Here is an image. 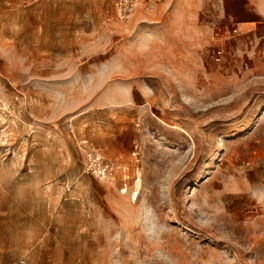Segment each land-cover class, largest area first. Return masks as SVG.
<instances>
[{
  "label": "rangeland",
  "instance_id": "obj_1",
  "mask_svg": "<svg viewBox=\"0 0 264 264\" xmlns=\"http://www.w3.org/2000/svg\"><path fill=\"white\" fill-rule=\"evenodd\" d=\"M263 50L264 0H0V264H264Z\"/></svg>",
  "mask_w": 264,
  "mask_h": 264
},
{
  "label": "built area",
  "instance_id": "obj_2",
  "mask_svg": "<svg viewBox=\"0 0 264 264\" xmlns=\"http://www.w3.org/2000/svg\"><path fill=\"white\" fill-rule=\"evenodd\" d=\"M164 0H104L105 12L110 21L121 23L130 20L132 15L138 10L151 11L156 9ZM225 58L223 50H218L215 54V61L220 63ZM264 60V50L262 52ZM86 172L95 177L113 181L116 167L114 164L105 163L97 154H87L85 161Z\"/></svg>",
  "mask_w": 264,
  "mask_h": 264
},
{
  "label": "crops",
  "instance_id": "obj_3",
  "mask_svg": "<svg viewBox=\"0 0 264 264\" xmlns=\"http://www.w3.org/2000/svg\"><path fill=\"white\" fill-rule=\"evenodd\" d=\"M166 1V0H165ZM168 1V0H167Z\"/></svg>",
  "mask_w": 264,
  "mask_h": 264
}]
</instances>
